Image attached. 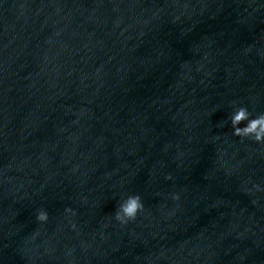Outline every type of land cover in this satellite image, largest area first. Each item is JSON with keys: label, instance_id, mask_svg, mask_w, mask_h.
I'll return each instance as SVG.
<instances>
[{"label": "water", "instance_id": "obj_1", "mask_svg": "<svg viewBox=\"0 0 264 264\" xmlns=\"http://www.w3.org/2000/svg\"><path fill=\"white\" fill-rule=\"evenodd\" d=\"M240 107L264 116V0H0V264H264Z\"/></svg>", "mask_w": 264, "mask_h": 264}, {"label": "clouds", "instance_id": "obj_2", "mask_svg": "<svg viewBox=\"0 0 264 264\" xmlns=\"http://www.w3.org/2000/svg\"><path fill=\"white\" fill-rule=\"evenodd\" d=\"M247 118L246 110L242 107L234 109L230 120L234 128V134L244 137H254L256 140H264V116L250 120L249 123L241 128L238 125ZM143 205L139 195H130L122 200L116 207L114 217L122 225L135 220L137 214L142 211ZM38 220L46 221L47 213L41 211L37 216Z\"/></svg>", "mask_w": 264, "mask_h": 264}]
</instances>
